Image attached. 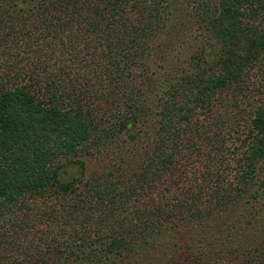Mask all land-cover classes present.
Segmentation results:
<instances>
[{
  "label": "trees",
  "instance_id": "trees-1",
  "mask_svg": "<svg viewBox=\"0 0 264 264\" xmlns=\"http://www.w3.org/2000/svg\"><path fill=\"white\" fill-rule=\"evenodd\" d=\"M190 1L151 94L168 0H0V264H264V0Z\"/></svg>",
  "mask_w": 264,
  "mask_h": 264
},
{
  "label": "rangeland",
  "instance_id": "rangeland-1",
  "mask_svg": "<svg viewBox=\"0 0 264 264\" xmlns=\"http://www.w3.org/2000/svg\"><path fill=\"white\" fill-rule=\"evenodd\" d=\"M190 2V0H168V10L173 17L172 23L170 24V21L168 22L166 33L164 34L163 38L156 41L158 47H156V50L153 52V66L150 69L151 73L147 76H141L139 80V85H141L144 90L151 92V94L157 93L158 85L172 69V67L176 66L177 64L179 66L187 64L190 59V55L199 49L203 43V36L201 37L200 34L201 29L199 28L198 23L191 12ZM160 56H165V58L160 59ZM160 66L162 67L160 68ZM262 172H264V170ZM261 175H263V173H261ZM262 201H264V199H261V202ZM247 205L250 206L249 202ZM247 211V207L244 210L242 206L237 205L228 208L227 211H225L226 213H221L219 215L215 214L217 218H214V221L209 220L207 224H217L220 226L232 224V226H234L233 223L238 222L239 219H241V222L247 220L246 216L244 215ZM4 227L8 229L7 224L6 226L3 225L0 228L4 229ZM40 228L41 226L30 231V244L33 241L32 238H36L38 235ZM8 231L11 234L13 229ZM246 240L249 244L252 243V241H249L248 236H243L241 238V241ZM0 246L2 249V252H0V258L3 261L8 257L9 254L12 255L13 250L11 247H8V242L2 243ZM24 247L25 246H23V249ZM25 250L29 251V249ZM22 256L23 254L20 253V257Z\"/></svg>",
  "mask_w": 264,
  "mask_h": 264
}]
</instances>
